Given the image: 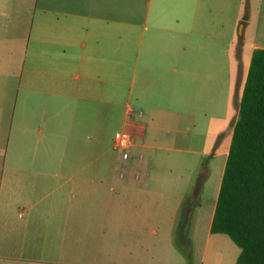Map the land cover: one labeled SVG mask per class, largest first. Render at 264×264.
Returning a JSON list of instances; mask_svg holds the SVG:
<instances>
[{"label": "crops", "instance_id": "obj_1", "mask_svg": "<svg viewBox=\"0 0 264 264\" xmlns=\"http://www.w3.org/2000/svg\"><path fill=\"white\" fill-rule=\"evenodd\" d=\"M245 9L0 0V264H237L211 227L264 49V0L252 20ZM245 24L246 64L235 45ZM121 130L134 135L127 159L114 146Z\"/></svg>", "mask_w": 264, "mask_h": 264}, {"label": "trees", "instance_id": "obj_2", "mask_svg": "<svg viewBox=\"0 0 264 264\" xmlns=\"http://www.w3.org/2000/svg\"><path fill=\"white\" fill-rule=\"evenodd\" d=\"M211 233L240 248L237 264H264V49L252 55Z\"/></svg>", "mask_w": 264, "mask_h": 264}, {"label": "rangeland", "instance_id": "obj_3", "mask_svg": "<svg viewBox=\"0 0 264 264\" xmlns=\"http://www.w3.org/2000/svg\"><path fill=\"white\" fill-rule=\"evenodd\" d=\"M258 0H245V4H246V9L245 12H247V16H248V20H252L255 16L254 12H250V5L256 3ZM14 13H10L8 16V20H7V26H8V30L11 28V21L13 20V16ZM243 26V24H242ZM252 37L250 34V28L248 24H245V28H242L241 30V26L236 34V40H235V45L237 44H241V48H243V54H242V58L245 61V64L248 62V60L250 59V49H251V43H252ZM243 69L244 67L242 66V73H243ZM235 115V105L232 104L231 107V117L233 118ZM225 145H227L228 142V134L230 133V127H225ZM222 166H223V161L221 163H219L217 166H215V168H212V174L216 175V182L218 183L220 177H221V173H222ZM222 178H223V174H222ZM222 180V179H221ZM224 238H226L230 244L233 246V248L235 249V251L237 253L240 252V248L227 236H224Z\"/></svg>", "mask_w": 264, "mask_h": 264}, {"label": "built area", "instance_id": "obj_4", "mask_svg": "<svg viewBox=\"0 0 264 264\" xmlns=\"http://www.w3.org/2000/svg\"><path fill=\"white\" fill-rule=\"evenodd\" d=\"M134 143V135L127 130H121L114 136V146L116 149L122 151L123 158L127 159L129 156L128 149Z\"/></svg>", "mask_w": 264, "mask_h": 264}]
</instances>
